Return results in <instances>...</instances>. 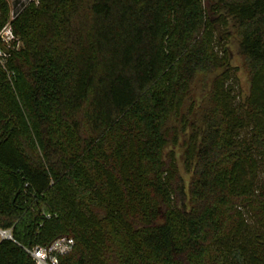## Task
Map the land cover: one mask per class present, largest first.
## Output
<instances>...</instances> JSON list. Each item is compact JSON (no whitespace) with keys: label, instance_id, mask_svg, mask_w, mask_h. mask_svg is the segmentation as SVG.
Returning <instances> with one entry per match:
<instances>
[{"label":"trees","instance_id":"obj_1","mask_svg":"<svg viewBox=\"0 0 264 264\" xmlns=\"http://www.w3.org/2000/svg\"><path fill=\"white\" fill-rule=\"evenodd\" d=\"M11 23L0 264L62 236L58 264H264V0H39Z\"/></svg>","mask_w":264,"mask_h":264},{"label":"built area","instance_id":"obj_2","mask_svg":"<svg viewBox=\"0 0 264 264\" xmlns=\"http://www.w3.org/2000/svg\"><path fill=\"white\" fill-rule=\"evenodd\" d=\"M37 0H18L17 12H11L9 21L0 28V62L3 63L8 57L7 49L13 46L15 41H18L12 28V20L18 13L26 7L27 3L35 2ZM1 236L7 239H12L9 230H0ZM75 246V240L72 237L62 236L54 240L48 246H35L33 249L28 250L36 264H58L60 256L69 254Z\"/></svg>","mask_w":264,"mask_h":264},{"label":"rangeland","instance_id":"obj_3","mask_svg":"<svg viewBox=\"0 0 264 264\" xmlns=\"http://www.w3.org/2000/svg\"><path fill=\"white\" fill-rule=\"evenodd\" d=\"M4 1L7 3L8 10H9V16L11 12H17L19 10V7L17 6L18 0H4ZM38 2L39 0L35 2H30V3H34L37 5ZM30 3H27L26 6H28ZM223 36L225 38L221 39V43L224 46V48L227 50L230 56L232 66L236 68V75H235L236 84L235 85H237V89L239 90L241 98L244 99L249 94L250 81H249L248 73L246 69L244 68L243 57L240 52L238 39L236 37L234 30L230 27L227 30V32L224 33ZM16 38L19 39L18 36H16ZM19 45H20V42H19ZM175 151L177 153L178 165H179L181 175L183 176L185 180L186 186H188L189 181H190V175L187 174L183 168V163L181 159L182 148L177 147L175 148ZM8 190H9V184L7 183V178L5 175L2 174L0 176V198L6 199L7 198L6 194ZM0 235H1V232H0Z\"/></svg>","mask_w":264,"mask_h":264}]
</instances>
